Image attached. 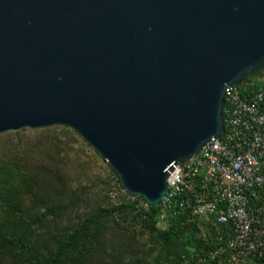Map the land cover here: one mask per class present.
<instances>
[{
    "label": "water",
    "instance_id": "obj_1",
    "mask_svg": "<svg viewBox=\"0 0 264 264\" xmlns=\"http://www.w3.org/2000/svg\"><path fill=\"white\" fill-rule=\"evenodd\" d=\"M264 70V0H0V135L65 126L157 206Z\"/></svg>",
    "mask_w": 264,
    "mask_h": 264
},
{
    "label": "rangeland",
    "instance_id": "obj_2",
    "mask_svg": "<svg viewBox=\"0 0 264 264\" xmlns=\"http://www.w3.org/2000/svg\"><path fill=\"white\" fill-rule=\"evenodd\" d=\"M0 158H9L16 168L32 176L33 195L27 201V208L32 210L27 217L29 223L34 211L45 212L48 204L62 205L59 214L47 218L46 226H33L34 240L40 236L46 242L57 230L73 231L88 216L125 204L117 173L71 128H24L1 134ZM36 191L46 192V197L40 200ZM112 194L119 197L114 199ZM98 228L94 264H190V260L183 263L179 258L203 253L219 240L215 228L205 220L188 222L181 228V240L170 246L144 229L132 214L116 212ZM0 264L11 263L4 260Z\"/></svg>",
    "mask_w": 264,
    "mask_h": 264
},
{
    "label": "built area",
    "instance_id": "obj_3",
    "mask_svg": "<svg viewBox=\"0 0 264 264\" xmlns=\"http://www.w3.org/2000/svg\"><path fill=\"white\" fill-rule=\"evenodd\" d=\"M225 133L176 167L168 178L162 211H190L194 216L230 226L227 239L193 264L226 257L229 264L264 259V70L226 89ZM138 210L150 205L126 192ZM117 199L118 194H112Z\"/></svg>",
    "mask_w": 264,
    "mask_h": 264
},
{
    "label": "trees",
    "instance_id": "obj_4",
    "mask_svg": "<svg viewBox=\"0 0 264 264\" xmlns=\"http://www.w3.org/2000/svg\"><path fill=\"white\" fill-rule=\"evenodd\" d=\"M14 164L15 162H11L9 158H0V261L6 260L11 264H94L92 258L98 250L100 222L112 217L116 212L132 214L144 229L149 230L165 246L181 240L183 237L181 228L188 222L204 220L187 210L163 212L161 206L157 205L151 206L149 211H143L138 210L134 203L125 201L124 205L112 211L100 210L99 213L88 216L73 231L57 230L46 242H43L40 236L38 240H34L33 226L36 224L46 226L47 218L59 214L62 205L48 204L45 212L41 210L35 212L33 209L29 223L27 217L32 210L27 208L29 204L27 201L33 195L32 176L29 172L16 168ZM36 194L40 200L46 197V192L40 191ZM205 221L210 222L215 228L218 233L216 238L219 240L227 239V235L231 233L230 226L216 224L213 218ZM219 240L203 253L192 252L191 256L183 254L179 258L180 261L184 263L188 259L190 264L195 263L198 258L215 248ZM221 262H227L226 257L216 261L208 260L205 264ZM251 262L264 264V259H255Z\"/></svg>",
    "mask_w": 264,
    "mask_h": 264
}]
</instances>
